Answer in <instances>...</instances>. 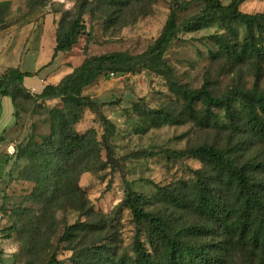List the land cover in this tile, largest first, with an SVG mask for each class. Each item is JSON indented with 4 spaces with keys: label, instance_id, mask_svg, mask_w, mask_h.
<instances>
[{
    "label": "trees",
    "instance_id": "16d2710c",
    "mask_svg": "<svg viewBox=\"0 0 264 264\" xmlns=\"http://www.w3.org/2000/svg\"><path fill=\"white\" fill-rule=\"evenodd\" d=\"M203 1V9L182 26L178 22L179 13L186 10L191 1L172 0L171 12L160 36L145 52L132 55L120 51L86 58L57 83L46 84L39 94H33L25 87L24 78L37 75L40 71L22 72L18 68H8L0 74V94L12 97L17 117L21 97L34 102L59 99L64 103L63 107L49 110L50 132L41 136V142L30 137L23 146L16 147L18 156L26 159L35 169L34 177L37 178L34 179L33 194L45 206L71 193L75 188L73 182H69V175L75 170L83 172L94 168L102 160L104 150L107 161L114 167L118 163L109 141L116 126L102 112L106 103L98 102L86 92L103 76L123 72L134 74L140 69H147L163 76L169 89L183 101L180 115L185 118L184 121L190 119L202 127L219 128L215 108L224 110L229 121L226 145L201 143L183 150L163 151L169 159L194 157L203 163V167L192 170V180H181L173 188H162L163 210H145L144 196L124 180L126 197L117 206V211L129 209L137 224L131 254L124 252L123 246L117 243V235H104L107 225L114 228V219L96 212L85 198V193L78 189L82 198L72 197L69 202L76 205L82 215L100 218L66 229L64 238L71 244L74 264H227L230 257L239 255L245 264H264V159L243 161L231 141L233 136L242 135L243 139L247 137L264 142V91L237 88L224 95H215L208 78L201 87L192 88L175 78L164 59L182 29L191 31L204 24L219 22L229 29V34L214 36L219 49L212 58H226L234 65L253 63L257 86L264 62V13L243 12L240 6L244 0H231L226 5L221 0ZM131 2L120 0L118 10L123 12ZM7 7L9 1L0 2V23L5 20L4 10ZM234 24L245 27L243 40L236 37ZM83 26L82 13L67 23L64 20L59 23L53 59L59 52L72 49L82 34ZM236 100L241 101L240 109L235 106ZM199 103L203 105V114L200 115L196 108ZM86 109L97 114L103 129L101 138L94 128L84 133L75 129ZM145 115L153 120L163 118L183 122L180 117L162 109L146 108ZM137 152L141 156L146 151ZM35 159L37 162L33 163ZM39 172L46 173V177L41 178ZM73 195L76 196L75 193ZM5 221L6 214L4 230ZM93 232L102 236L85 242V237L80 238L83 244L74 246L75 242H79L80 234L89 236ZM43 264H59L55 252Z\"/></svg>",
    "mask_w": 264,
    "mask_h": 264
},
{
    "label": "rangeland",
    "instance_id": "374dc122",
    "mask_svg": "<svg viewBox=\"0 0 264 264\" xmlns=\"http://www.w3.org/2000/svg\"><path fill=\"white\" fill-rule=\"evenodd\" d=\"M4 1H9V8L4 10L5 20L0 24L9 26L17 20H33L40 39L45 38V48L56 38V30L62 20L67 23L82 13L84 26L77 43L68 52H59L55 61L46 66L55 63L53 71L46 77L51 81H58L92 56L120 51L142 54L160 36L172 8V0H132L123 12L118 10L120 0H0ZM189 1V7L179 13L178 22L182 26L204 7L203 0ZM221 1L225 5L231 2ZM240 9L250 14L264 13V0H244ZM233 28L236 37L243 40L245 27L234 24ZM221 34H229V29L219 22L204 24L191 31L182 29L164 55L175 78L192 88L201 87L208 78L215 95H224L237 88L264 91V62L262 76L256 86L253 63L234 65L226 58H212L219 49L214 36ZM86 92L95 100L106 103L102 112L116 126L109 141L118 163L114 167L107 161L104 150L102 160L94 168L83 172L75 170L69 175V182H73L77 191L73 189L71 193L62 195L59 201L45 206L33 194L34 179L37 178L34 177L35 169L26 159L18 156L16 147L23 146L30 137L41 142V136L50 132L49 110L63 107L64 103L59 99L34 102L21 97L18 101V127L14 135L15 153L8 164L9 192L4 202L5 239L12 249L9 252L7 248V252L12 255L1 252L0 264L11 261L10 264H43L53 252L59 264H74L71 244L64 238L66 229L100 218L82 215L76 205L69 202L72 197L82 198L78 189L85 193V198L96 212L114 219V228L107 225L104 235H117V243L123 246V251L133 253L137 224L129 209L117 211V206L126 197L124 180L144 196L145 210L161 211L165 208L161 200L162 188H173L181 180H192V170L203 167L197 158L169 159L163 151L183 150L201 143L222 146L228 142L229 121L224 110L214 109L219 128L202 127L190 119L184 121L185 118L180 115L183 101L169 89L163 76L147 69H140L134 74L123 72L103 76ZM135 104L139 107L135 108ZM235 106L240 109L241 101L236 100ZM146 108L167 110L183 122L163 118L153 120L145 115ZM196 108L200 115L203 105L199 103ZM90 128H94L101 138L103 129L97 114L86 109L75 129L84 133ZM231 141L243 161L264 159V142L247 137L243 139L242 135L233 136ZM137 151L146 152L142 154L144 156H139ZM150 153L155 155L149 156ZM36 162V159L33 160V163ZM39 175L46 177L44 172H39ZM101 236L97 232L89 236L82 233L74 246L83 244L80 238L85 237V242ZM4 245H1L3 251ZM227 264L245 263L239 255L230 257Z\"/></svg>",
    "mask_w": 264,
    "mask_h": 264
},
{
    "label": "crops",
    "instance_id": "0c3cea01",
    "mask_svg": "<svg viewBox=\"0 0 264 264\" xmlns=\"http://www.w3.org/2000/svg\"><path fill=\"white\" fill-rule=\"evenodd\" d=\"M48 26V23H47ZM45 38L40 39L37 25L33 20L27 22L17 20L9 26L0 24V74L8 68H18L22 72L40 71L37 75L24 78L25 87L33 94H39L48 83H57L55 79H46L53 71V59L56 40L44 47ZM99 102V101H98ZM18 127L17 108L10 95L0 94V211L4 215V202L8 188V164L15 153V132ZM9 241L4 239L0 251L12 255ZM8 248V250H7ZM12 262V261H11ZM10 262V263H11ZM9 263V264H10Z\"/></svg>",
    "mask_w": 264,
    "mask_h": 264
},
{
    "label": "built area",
    "instance_id": "2783aa9c",
    "mask_svg": "<svg viewBox=\"0 0 264 264\" xmlns=\"http://www.w3.org/2000/svg\"><path fill=\"white\" fill-rule=\"evenodd\" d=\"M4 215L0 212V247L5 239V230L3 227Z\"/></svg>",
    "mask_w": 264,
    "mask_h": 264
}]
</instances>
